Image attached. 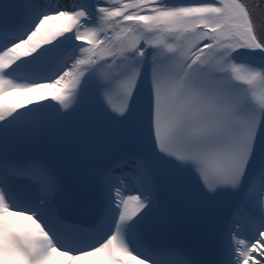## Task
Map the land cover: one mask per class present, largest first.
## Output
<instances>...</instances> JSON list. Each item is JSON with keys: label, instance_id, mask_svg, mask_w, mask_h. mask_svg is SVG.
I'll use <instances>...</instances> for the list:
<instances>
[{"label": "snow or ice", "instance_id": "6c2138e0", "mask_svg": "<svg viewBox=\"0 0 264 264\" xmlns=\"http://www.w3.org/2000/svg\"><path fill=\"white\" fill-rule=\"evenodd\" d=\"M0 264H264V0H0Z\"/></svg>", "mask_w": 264, "mask_h": 264}, {"label": "bare ground", "instance_id": "6f19581e", "mask_svg": "<svg viewBox=\"0 0 264 264\" xmlns=\"http://www.w3.org/2000/svg\"><path fill=\"white\" fill-rule=\"evenodd\" d=\"M18 93H16V96L12 95V96H6L7 100H15V97H17Z\"/></svg>", "mask_w": 264, "mask_h": 264}]
</instances>
